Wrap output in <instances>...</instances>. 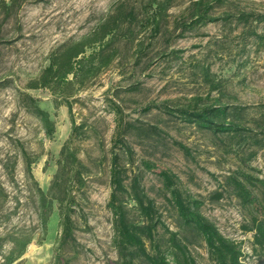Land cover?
Listing matches in <instances>:
<instances>
[{
	"label": "rangeland",
	"instance_id": "obj_1",
	"mask_svg": "<svg viewBox=\"0 0 264 264\" xmlns=\"http://www.w3.org/2000/svg\"><path fill=\"white\" fill-rule=\"evenodd\" d=\"M117 1L23 0L14 15L3 22V35L11 41L3 42L0 46V77H9L12 83L9 87L0 88V154L18 153L19 148L13 144V140L21 139L36 160L33 172L45 190H48L57 170V158L70 134L71 120L66 104L56 108L53 94L48 89L27 88L28 82L38 77L49 64V56L57 46L91 32ZM235 1L246 10H264V0ZM187 2L176 1L169 11L170 20L181 12ZM238 31L234 25L217 22L202 27L201 35L189 34L175 40L162 36L154 38L150 29L138 25L134 39L118 41V55L109 66L85 82L76 94L73 105L76 121L85 122L86 132L76 140L75 146L91 169L86 176L85 195L78 196L81 210L76 215L79 223L76 234L80 245L62 251V258L56 256L55 242L59 234L56 209L51 216L46 238L42 242L34 240L28 246L23 264H117V254L112 244V213L107 206L112 190L110 158L117 136V119L109 105L110 98L123 107L127 121L142 126L143 131L139 132L134 127L127 135L134 148L133 170L143 169L141 159L149 158L156 164L157 170L164 168L175 172L184 189L204 200L203 212L216 222L220 230L242 241L247 264H264L262 257L252 249L253 232L244 231L242 227L250 220L248 209L242 206L231 190L220 185L224 176L237 167V156L226 151L221 137L210 131L198 128L193 123L174 120L158 109H142L150 102L169 100L178 104L185 103L193 95L206 96L209 85L203 80L197 65L199 62H212L211 71L223 80L225 86L223 100L244 105V116L252 120L249 125L255 126L253 119L256 118L264 122V49L256 51L251 46L248 53L237 51L236 41L231 42L230 38H234ZM153 39L156 41L148 47ZM217 40L226 42L230 50L221 51V48L216 55L214 52L219 49ZM140 42L147 47V55L138 56V60ZM172 48L182 50L179 57H159L162 51ZM150 58L154 62L148 65ZM240 58L248 62L238 73L236 67ZM19 90L38 96L42 105L50 110L56 122L51 137L41 121L20 106ZM151 124H157L164 131L161 136L154 133L145 135L149 134L148 126ZM173 140L187 145L191 155L186 154ZM251 164L264 177V147L258 150ZM143 171L146 189L155 198L164 222L171 229L179 231L181 237L187 236L191 240L190 249L199 264H214L203 238H193L190 230L180 224L176 209L162 189L161 178L155 172ZM16 178L22 184L24 161L21 155ZM221 189H224V195L216 199L214 194ZM23 195L21 191L19 196L24 201ZM19 211L14 217L15 221L19 215L29 219L32 206L20 205ZM162 231L159 228V232Z\"/></svg>",
	"mask_w": 264,
	"mask_h": 264
},
{
	"label": "trees",
	"instance_id": "obj_2",
	"mask_svg": "<svg viewBox=\"0 0 264 264\" xmlns=\"http://www.w3.org/2000/svg\"><path fill=\"white\" fill-rule=\"evenodd\" d=\"M22 1L0 0V46L3 42L11 41L3 35V22L14 15ZM176 1L118 0L91 32L57 46L49 56V64L38 77L28 82L27 88L48 89L53 94L56 108L67 105L71 130L60 149L57 170L48 190L39 184L33 172L36 160L21 139L13 140V144L19 148L18 153L0 154V264H23L28 246L34 240L42 242L46 238L51 216L56 209L59 217L56 256L62 258V251L80 245L76 234L79 228L76 215L81 210L78 196L85 195L86 176L91 169L75 146L76 140L86 132L85 122L76 121L73 105L76 94L85 82L109 66L118 55L117 43L120 39H134L138 25L150 29L154 38L162 36L176 40L189 34L201 35L202 27L222 22L239 29L234 38H230L231 42L236 41L237 51L248 53L251 46L256 51L264 49V10H246L235 0H188L181 12L170 20L169 11ZM151 41L148 47L156 40ZM216 43L219 46L214 52L216 55L221 48V51L230 50L226 42L217 40ZM139 46L138 60L143 54L147 55L143 42ZM179 52L182 50L172 48L162 51L159 57H179ZM153 62V58H150L148 65ZM247 62L240 58L236 72L239 73ZM211 65L212 62H199L197 65L203 80L209 85L206 96L193 95L185 103L178 104L169 100L150 102L142 109H158L174 120L193 123L198 128L210 131L221 137L226 151L237 156V167L224 176L220 185L231 190L242 206L248 209L251 217L242 227L244 231L253 232L252 249L264 262V177L251 164L258 150L264 147V122L256 118L253 119L255 126L249 125L252 120L244 116V105L223 100L226 95L223 80L211 71ZM11 83L9 77H0V88L9 87ZM213 91L218 94L212 95ZM18 99L20 106L36 116L51 137L56 122L40 98L31 92L19 90ZM109 101L117 119V136L110 158L112 190L107 206L112 213V244L116 250L117 264H199L190 249L191 240L187 236L181 237L179 231L171 229L161 218L156 200L144 184L143 169L155 172L161 178L162 189L176 209L180 224L190 230L193 238H203L214 264H247L242 241L220 230L216 222L203 212L204 200L184 189L175 172L164 168L157 170L156 164L149 158L141 159L143 169L133 170L134 148L127 135L134 127L139 132L143 131L142 126L127 121L123 107L112 98ZM148 131L147 136L150 133L161 136L164 132L157 124L148 126ZM173 142L191 155L187 145L178 140ZM19 155L24 161L22 184L16 178ZM223 190L215 192L216 199L223 197ZM21 191L24 192V201L19 196ZM20 205L32 206L31 218L25 219L19 215L15 221V215L20 213ZM134 210L136 213L133 214ZM159 228L163 229L162 233Z\"/></svg>",
	"mask_w": 264,
	"mask_h": 264
},
{
	"label": "bare ground",
	"instance_id": "obj_3",
	"mask_svg": "<svg viewBox=\"0 0 264 264\" xmlns=\"http://www.w3.org/2000/svg\"><path fill=\"white\" fill-rule=\"evenodd\" d=\"M58 129H61V127H59Z\"/></svg>",
	"mask_w": 264,
	"mask_h": 264
}]
</instances>
